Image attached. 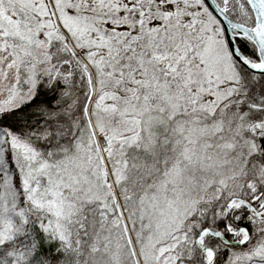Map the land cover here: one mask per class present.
Wrapping results in <instances>:
<instances>
[{
  "label": "snow or ice",
  "instance_id": "snow-or-ice-1",
  "mask_svg": "<svg viewBox=\"0 0 264 264\" xmlns=\"http://www.w3.org/2000/svg\"><path fill=\"white\" fill-rule=\"evenodd\" d=\"M0 264H264V0H0Z\"/></svg>",
  "mask_w": 264,
  "mask_h": 264
}]
</instances>
